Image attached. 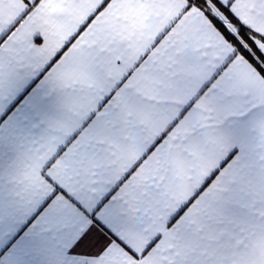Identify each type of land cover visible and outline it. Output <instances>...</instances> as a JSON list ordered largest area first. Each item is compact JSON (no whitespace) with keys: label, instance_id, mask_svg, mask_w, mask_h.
Returning <instances> with one entry per match:
<instances>
[{"label":"snow or ice","instance_id":"snow-or-ice-1","mask_svg":"<svg viewBox=\"0 0 264 264\" xmlns=\"http://www.w3.org/2000/svg\"><path fill=\"white\" fill-rule=\"evenodd\" d=\"M24 3L0 27V264L264 260V32L236 0L184 8L223 52L191 22L125 50L98 18L148 0H103L54 55L13 35L48 6Z\"/></svg>","mask_w":264,"mask_h":264},{"label":"crops","instance_id":"crops-1","mask_svg":"<svg viewBox=\"0 0 264 264\" xmlns=\"http://www.w3.org/2000/svg\"><path fill=\"white\" fill-rule=\"evenodd\" d=\"M102 3L103 0H46V11L32 12L22 20L13 35L30 32L34 37L41 33L46 37L45 43L54 55ZM186 4L187 0H148L143 9L135 6L136 10L142 13L135 18V26L134 17L128 11L127 5H110L109 9L101 13L98 21L104 28V34L116 35L119 45L125 50L130 46L144 45L150 35L154 41L159 32L173 23L180 27L181 24L189 22L193 25L194 36L208 51L223 52L226 45L231 47L215 29L211 34L202 31L201 22L206 18L199 12L186 13ZM27 7L24 0H0V27L7 28L16 24L23 17ZM233 8L244 23L257 32H264L262 0H236ZM131 239L133 243L137 242L135 237ZM258 264H264V260Z\"/></svg>","mask_w":264,"mask_h":264},{"label":"trees","instance_id":"trees-1","mask_svg":"<svg viewBox=\"0 0 264 264\" xmlns=\"http://www.w3.org/2000/svg\"><path fill=\"white\" fill-rule=\"evenodd\" d=\"M235 27H236V28H239V27H240V25H235ZM253 34H255V33H253Z\"/></svg>","mask_w":264,"mask_h":264}]
</instances>
